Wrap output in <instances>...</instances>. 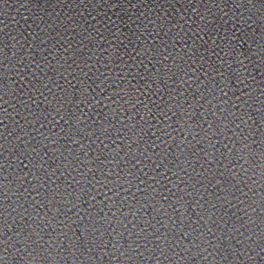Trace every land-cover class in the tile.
Instances as JSON below:
<instances>
[{
	"label": "water",
	"instance_id": "water-1",
	"mask_svg": "<svg viewBox=\"0 0 264 264\" xmlns=\"http://www.w3.org/2000/svg\"><path fill=\"white\" fill-rule=\"evenodd\" d=\"M0 264H264V0H0Z\"/></svg>",
	"mask_w": 264,
	"mask_h": 264
}]
</instances>
